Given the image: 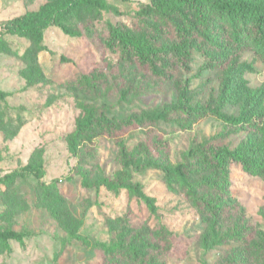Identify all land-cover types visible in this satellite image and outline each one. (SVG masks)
I'll return each instance as SVG.
<instances>
[{
    "label": "rangeland",
    "instance_id": "374dc122",
    "mask_svg": "<svg viewBox=\"0 0 264 264\" xmlns=\"http://www.w3.org/2000/svg\"><path fill=\"white\" fill-rule=\"evenodd\" d=\"M44 1L0 0V24ZM107 1L120 13L81 9L65 21L71 27L88 24L96 46L87 35L71 36L57 25L44 29L40 48L27 37L0 34V90L8 92L0 99V174L28 162L44 169L40 178L0 183V230L24 233L22 242L0 247V264H264L263 178L231 168L229 190L245 217L230 214L211 227L164 175L205 138L221 134L218 142L236 147L249 141V134L213 116L188 126L146 118L178 104L182 94L192 104L204 103L210 90H217L216 74L198 69L202 56L196 52L187 73L152 72L121 59L105 46L106 23L138 26L137 12L148 0ZM143 21L152 31V21ZM245 77L251 87H262L264 63ZM224 110L239 111L236 106ZM100 113L128 125L115 135L87 132L73 150L68 137L77 122ZM121 146L149 162L131 173L152 199L154 212L128 190L94 185L122 168ZM234 226L250 234L246 243L216 242L215 233ZM119 241L134 243L138 256L94 247ZM149 241L145 248L142 242Z\"/></svg>",
    "mask_w": 264,
    "mask_h": 264
},
{
    "label": "trees",
    "instance_id": "16d2710c",
    "mask_svg": "<svg viewBox=\"0 0 264 264\" xmlns=\"http://www.w3.org/2000/svg\"><path fill=\"white\" fill-rule=\"evenodd\" d=\"M81 9L92 13L102 10L120 13L107 0H46L37 9L1 23L0 34L27 37L35 48H40L44 29L57 25L68 35H87L95 45L88 24L71 27L65 22ZM137 18L138 26L107 22L105 46L116 49L126 62L152 72L159 68L170 73H187L190 56L196 52L202 56L198 69L213 71L218 80L217 90L211 89L204 103L192 104L182 94L178 104L148 114L146 118L156 123L173 120L188 126L200 118L213 116L241 128L251 138L236 147L218 142L216 137L221 134L205 138L189 149L181 162L165 170L167 183L174 188L178 185L198 213L212 221L211 227L215 222L225 221L230 214L244 219L243 207L229 190V171L239 167L249 175L264 179V84L253 88L245 77L254 72L259 63H264V0H148L145 8L137 12ZM145 18L152 21V31L143 21ZM246 53L250 54L248 59L243 58ZM7 95L8 92L0 90V99ZM225 106H236L239 111L228 114ZM124 124L128 125L115 123L105 113L82 118L68 141L74 150L85 133L100 130L115 135ZM119 154L122 168L111 178L95 179L94 185H104L113 191L128 190L154 212L152 199L138 181L132 180L131 173L132 170L145 169L149 162L129 153L124 146L120 147ZM43 174L41 163L28 162L0 174V183H11L28 175L40 178ZM242 231L238 226L225 228L215 233L216 242L226 238L246 243L250 234H242ZM23 237L24 233L11 228L0 230V247L11 240L22 242ZM142 244L145 248L151 246L150 241ZM94 247L106 252L114 251L116 247L138 256L137 247L132 242L95 243Z\"/></svg>",
    "mask_w": 264,
    "mask_h": 264
}]
</instances>
